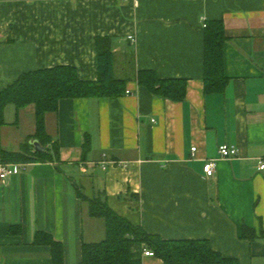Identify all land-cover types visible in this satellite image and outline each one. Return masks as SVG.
I'll use <instances>...</instances> for the list:
<instances>
[{"label":"crops","instance_id":"crops-1","mask_svg":"<svg viewBox=\"0 0 264 264\" xmlns=\"http://www.w3.org/2000/svg\"><path fill=\"white\" fill-rule=\"evenodd\" d=\"M204 18L224 22L222 92L204 89ZM106 36L125 93L62 99L46 117L60 160L26 162L0 179V264H54L50 246L35 243L39 231L63 243L61 264H80L83 242L104 239L106 223L78 190L107 197L163 239H208L225 257L264 264V0H0V91L23 72L63 64L97 80ZM150 69L186 79L185 99L140 85L138 71ZM10 105L0 146L17 151L36 131L35 109ZM223 143L238 155L220 158Z\"/></svg>","mask_w":264,"mask_h":264},{"label":"trees","instance_id":"trees-1","mask_svg":"<svg viewBox=\"0 0 264 264\" xmlns=\"http://www.w3.org/2000/svg\"><path fill=\"white\" fill-rule=\"evenodd\" d=\"M224 29L221 19L209 21L204 27V89L207 93L222 92L228 82L224 71V43L227 40ZM97 49V80L81 79L75 66L63 64L23 72L16 81L0 91V129L6 125L5 108L8 104L15 105L17 113L32 105L36 123L35 133L28 135L17 151H8L0 146L2 163L23 164L60 160L58 143L47 133L46 123L47 115L59 110V102L64 98L118 97L125 93L126 79L115 76L112 38H98ZM137 77L140 85L163 98L181 101L187 95V80L184 78L163 79L152 69L139 70ZM36 140L46 148L45 152L35 150L33 142ZM89 148V138L86 137L82 146L85 155L90 151ZM77 193L88 204L90 216L102 218L106 223L104 239L83 242L80 264H141L144 246L153 250L156 257L165 264H241L238 259L225 257L211 247L208 239H163L158 234L148 233L135 214H123L116 210L107 197L98 194L90 196L80 190ZM243 231L244 236L253 234L248 227H244ZM35 237L36 244L44 243L50 246L54 264L63 262L65 251L60 240L44 231L37 232Z\"/></svg>","mask_w":264,"mask_h":264},{"label":"built area","instance_id":"built-area-1","mask_svg":"<svg viewBox=\"0 0 264 264\" xmlns=\"http://www.w3.org/2000/svg\"><path fill=\"white\" fill-rule=\"evenodd\" d=\"M204 20V27H206V18ZM131 39H133L132 36H130ZM126 92L130 93L131 91L126 90ZM197 150V147L192 148V156H194V152ZM219 155L220 158H232L238 155V149L236 146L228 145L226 143H223L219 147ZM218 159H209L205 165H204V173L207 177H213L215 176L217 164H218ZM109 163H114V161H110ZM23 164H18V163H0V179L4 181L5 179L9 178L10 175L18 173L22 167ZM105 168V167H104ZM259 169L263 170L264 169V159H260V164H259ZM155 253L153 250L150 248H147L146 246L143 247V257H155Z\"/></svg>","mask_w":264,"mask_h":264},{"label":"water","instance_id":"water-1","mask_svg":"<svg viewBox=\"0 0 264 264\" xmlns=\"http://www.w3.org/2000/svg\"><path fill=\"white\" fill-rule=\"evenodd\" d=\"M34 148L35 150H39V151H46V148L41 144V142L39 140H36L33 142Z\"/></svg>","mask_w":264,"mask_h":264},{"label":"rangeland","instance_id":"rangeland-1","mask_svg":"<svg viewBox=\"0 0 264 264\" xmlns=\"http://www.w3.org/2000/svg\"><path fill=\"white\" fill-rule=\"evenodd\" d=\"M10 106H11L10 108H14L13 104H11ZM9 119H12V118H9Z\"/></svg>","mask_w":264,"mask_h":264}]
</instances>
